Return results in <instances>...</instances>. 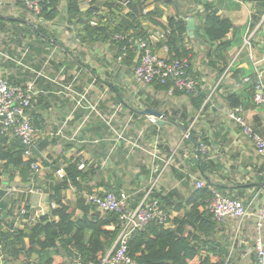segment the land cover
Instances as JSON below:
<instances>
[{"label": "crops", "instance_id": "crops-1", "mask_svg": "<svg viewBox=\"0 0 264 264\" xmlns=\"http://www.w3.org/2000/svg\"><path fill=\"white\" fill-rule=\"evenodd\" d=\"M77 1L82 13L99 3L100 14L108 12L102 5L106 0ZM165 1L174 3L165 6ZM203 1L213 3L218 14L234 24L235 29L227 37L234 45L226 52L225 62L216 58L218 43L211 45L202 30L195 35L202 8L196 0H145V11L157 6L164 9L161 22L165 25L170 16L195 18V33L188 43L193 50L190 75L206 94L198 110L187 94L175 95L156 88L154 83L138 82L133 73L139 51L131 60L126 54L118 56L110 41H82L85 17L68 21L70 0H60L59 15L53 20L38 18L21 0H0V76L20 85L34 83L38 96L30 113L39 137L35 152L43 167L29 184L19 176L12 181L0 176L3 227L12 222L16 227L32 224L56 207L55 202L50 206L47 189L50 182L61 181L68 160L83 163L85 167L80 170L89 173L79 186L64 191V201L71 207L80 197L86 199L93 192L110 191H125L136 204L158 177L156 168L164 166L154 192L165 195L176 189L187 198L197 188V181L202 180L205 186L211 182L216 186L212 190L218 189L229 197L254 200V212L264 205V156L256 152L253 139L231 116L240 108L237 116L264 138V105H257L252 99L257 84H264V0ZM127 12L123 7L118 14ZM113 17L117 19L119 15ZM33 23L42 25L47 35H36ZM144 24L151 32L162 29L149 22ZM148 40L156 53L169 57L167 47ZM223 65L226 67L221 72ZM80 94H87L89 102L77 106ZM232 94L242 105L229 106L228 97ZM147 108L161 112L165 123L158 124L155 116L142 114ZM191 131L205 140L199 147L194 141H186ZM39 144L46 147L39 150ZM203 144L205 152L200 149ZM199 152L208 165L206 174L195 166ZM44 161L57 165V173ZM25 204L30 207L29 218L20 209ZM178 214L172 212L165 225L174 228L173 219ZM260 234L264 239V223ZM214 237L228 245L229 257L237 264L255 263V216L217 222L211 238ZM208 254L213 257L205 249V256ZM64 255L65 252L54 255L53 264L67 262ZM57 256L63 261H57ZM37 262L36 253L29 258H13L0 250L2 264Z\"/></svg>", "mask_w": 264, "mask_h": 264}, {"label": "trees", "instance_id": "trees-1", "mask_svg": "<svg viewBox=\"0 0 264 264\" xmlns=\"http://www.w3.org/2000/svg\"><path fill=\"white\" fill-rule=\"evenodd\" d=\"M196 1L202 8L197 15L201 24L195 35L202 30V35L211 45L218 43L215 46L216 58L218 61L225 62L226 52L234 45V42L227 38L228 34L235 29L234 24L229 18L219 15L218 8L213 3L203 0ZM164 3L168 6L174 2L165 1ZM59 5L60 0L45 2L37 17L46 20L55 19L59 15ZM102 5L108 10L104 15L99 12L100 3L82 13L78 1L70 0L67 8L68 21L72 22L74 18L80 16L85 17L82 41H110L117 48L118 56L126 54L132 60L134 52L139 51L136 43L138 39L147 40L153 48L154 44L148 40L151 34L150 27L144 24V22H149L164 29L165 37L158 42V45L168 48V59L190 58L193 50L188 47L191 36L188 35L187 17L170 16L165 25L161 22L165 14L164 9L157 6L151 11H145V0H106ZM123 7H126L128 12L124 15L118 14ZM116 13L119 15L117 19L113 17ZM94 17L98 19L96 26L90 24ZM32 30L36 35H47L46 30L40 24L33 23ZM116 35H120L121 38H115ZM137 61H139V56ZM225 67L226 65H223L220 71L223 72ZM191 68L190 64L189 74H191ZM154 84L160 90L168 91L170 88L169 84L164 85L158 81ZM252 88L254 91V85ZM173 94L189 95L195 109L198 110L202 108L206 99L205 92L198 86L194 93L175 89ZM228 101L231 108L242 105L240 99L234 94L228 97ZM190 136L194 138V143L198 147L200 142L205 141L202 137L196 136L194 131L190 132ZM186 141L193 143L189 137H186ZM45 147L46 144H39V150ZM24 152L25 146L20 138L0 133L1 177L7 176L12 181L19 176L25 184H29L37 177L31 170V164L38 161V153L35 152L30 159H25ZM194 161L196 168L206 174L208 165L205 162V156L199 152ZM44 164L51 166L53 173H57V165H52L48 161H44ZM64 170L65 175L61 181L50 182L47 189L50 206L52 202L56 204L50 213L41 215L36 222L26 223L23 227H16L13 222L7 224V227L0 224V250L3 253H8L13 258L21 256L29 258L36 253L38 255L37 264H53L54 255H61L60 249L62 248L65 252L64 257L68 261L61 264L74 262L78 256L85 264H88L100 261L114 247L122 230L119 214L101 211L82 197L77 199L75 207L68 205L64 201V191L70 186H79V181L87 179L89 173L80 170L77 162L72 160L67 161ZM213 187L216 186L209 182L206 186L193 190L187 198L181 197L176 189L165 195L154 192V198L159 200L168 216L174 211L179 214L173 219L174 228L153 220L133 233L128 243V251L135 263L197 264L196 261H198V264H237L232 257H229L228 245L216 240L215 237L211 238L217 221L213 219L206 206L212 196ZM137 204H132V206ZM29 208L26 204L20 206V209L25 211L23 215L25 218L30 217ZM77 211L81 214L77 215ZM0 220H2L1 217ZM205 237L211 239L208 240ZM205 249L213 257L209 254L205 256Z\"/></svg>", "mask_w": 264, "mask_h": 264}, {"label": "built area", "instance_id": "built-area-1", "mask_svg": "<svg viewBox=\"0 0 264 264\" xmlns=\"http://www.w3.org/2000/svg\"><path fill=\"white\" fill-rule=\"evenodd\" d=\"M25 8L34 15H39L43 9V4L49 0H21ZM210 1V0H209ZM127 3V2H126ZM91 25H98V19L94 17ZM165 37L164 29H160L150 34V40L160 41ZM115 38H121L116 35ZM139 63L134 68V78L145 85H151L158 81L161 84L170 85L169 92L173 94L175 89L186 93L196 92L198 82L192 77L188 70L191 64L189 57L182 59H168L162 57L154 51L147 40L138 39ZM168 50V49H167ZM38 96L34 83L20 85L0 76V133L14 135L23 142L25 146L24 158L30 159L36 151L38 134L33 126L30 110ZM77 106H82L83 102H89L87 94H80ZM253 100L257 105H264V84L259 83ZM93 109L94 105L89 104ZM240 108L235 109L231 116L236 119L245 130V133L253 139L256 152L264 156V138L256 134L252 128L237 115ZM154 120V117H152ZM189 137V133L186 135ZM205 152L203 144L200 147ZM83 163L79 164V169H84ZM42 163L39 161L31 164L34 175L42 171ZM163 168H156V177L141 200L134 207L132 206L130 195L125 191L117 192H93L86 198L89 203L101 211L118 213L121 220L122 230L114 245L105 256L98 262L88 264H136L128 251V243L133 233L146 226L149 222L156 220L162 224H167L169 216L161 207L159 200L154 198V187L159 181V176L164 171ZM197 188L205 186L204 181L198 180ZM254 200L247 202L238 200L223 194L218 189L212 190V196L207 202V210L212 214L217 222H224L228 218L244 220L255 216L258 225V237L256 240V261L254 264H264V239L260 236V230L264 223V205L256 212L253 211ZM23 213L25 211L23 210ZM2 264V263H0ZM74 264H85L78 256Z\"/></svg>", "mask_w": 264, "mask_h": 264}, {"label": "water", "instance_id": "water-1", "mask_svg": "<svg viewBox=\"0 0 264 264\" xmlns=\"http://www.w3.org/2000/svg\"><path fill=\"white\" fill-rule=\"evenodd\" d=\"M187 28H188V35L191 37L194 36L195 29H196L195 18L189 17L187 19ZM141 113L145 114V115L155 116L157 118L158 124H164L165 123V121L161 118L163 116V114L159 111H156L155 109L147 108L145 110H142ZM189 137L192 141H195L192 136L189 135ZM61 252L64 253V250L62 248H61Z\"/></svg>", "mask_w": 264, "mask_h": 264}, {"label": "rangeland", "instance_id": "rangeland-1", "mask_svg": "<svg viewBox=\"0 0 264 264\" xmlns=\"http://www.w3.org/2000/svg\"><path fill=\"white\" fill-rule=\"evenodd\" d=\"M35 20H36V17L34 18ZM2 170V166H1V164H0V171ZM113 248V247H112ZM111 250V249H110ZM109 250V251H110ZM56 259H57V261H63V260H61V258H60V256H57L56 257ZM68 264H73V262H69Z\"/></svg>", "mask_w": 264, "mask_h": 264}]
</instances>
